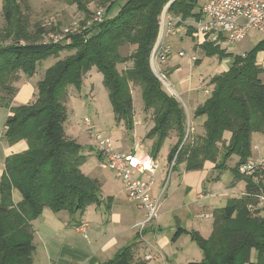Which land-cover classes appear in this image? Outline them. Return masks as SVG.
I'll use <instances>...</instances> for the list:
<instances>
[{
	"label": "trees",
	"instance_id": "obj_1",
	"mask_svg": "<svg viewBox=\"0 0 264 264\" xmlns=\"http://www.w3.org/2000/svg\"><path fill=\"white\" fill-rule=\"evenodd\" d=\"M65 1L75 3L85 18L80 28L73 23L67 28L76 30L54 41L50 33L47 39H41L45 33L40 26L29 31L18 0H3L5 25L0 38L5 40L0 42V106H9L15 95L13 81L19 71L32 76L42 59L52 56L56 61L37 81L35 100L12 109L5 121L6 141L23 139L27 148L4 159L0 179V264H31L35 249L31 221L45 207L53 212L73 213L100 202V182L81 170L86 156L63 127L67 120L68 86H79L92 65L102 74L116 122H122L127 130L133 126L132 87L141 90L145 118L151 117L154 122L147 134L156 135L154 156L168 134L175 132L177 140L167 157L172 170L181 163L186 171L198 170L204 162L211 161L215 170L230 169L235 179L245 183L242 194L214 209L208 238L191 232L203 258L189 264H264V213L259 206L264 195V173L238 171L242 163L252 158V134L264 135V81L259 77L263 68L256 60L258 51L264 48V39L241 54L226 51L221 43L198 44L204 54L230 57L232 62L227 70L211 77L212 92L194 111L195 117H204L195 135L187 132L190 127L182 104L155 76L150 54L163 8L170 2L169 15L198 18V1L126 0L114 16L108 17L115 0H103L108 4L101 22L93 21V12L87 9L85 0ZM191 32L189 27L187 35ZM125 45L134 47L129 55L121 53ZM62 52L68 54L60 57ZM126 62L130 65L121 68ZM232 155L237 160L229 166L227 160ZM15 188L21 193L16 203L11 199ZM182 231L177 228L172 239ZM133 247L134 243L122 248L109 263L136 264Z\"/></svg>",
	"mask_w": 264,
	"mask_h": 264
},
{
	"label": "crops",
	"instance_id": "obj_2",
	"mask_svg": "<svg viewBox=\"0 0 264 264\" xmlns=\"http://www.w3.org/2000/svg\"><path fill=\"white\" fill-rule=\"evenodd\" d=\"M85 1L87 2V9L93 12L99 7H95V3L97 1V3H102L103 0ZM73 4L75 3L71 5ZM82 14L85 15L84 12ZM184 37L175 35L164 39L163 43L169 47L170 51L167 61L158 65L169 76L173 74L176 76L175 81L178 84V91L172 86L171 95L176 96L180 103L182 102L181 104H183L182 106L189 118V124L194 132L196 127L192 126L191 114L193 117L195 109L202 101H200L197 94L195 96L192 94L189 82L190 74L188 73L186 76L187 71H185L188 68H182L177 61L172 63L168 61L172 50V42L175 40L181 41ZM180 51H178V55ZM258 54L257 63L262 67L263 62ZM203 92L208 95L204 89ZM150 121L151 119H143L145 124ZM116 124L122 129V122ZM96 127L95 124V129ZM66 135L74 139L73 136ZM115 135L119 148H122V150L116 152L132 153L139 158L144 154H148L157 161V153L155 156L152 154L156 137H152V140H150L149 151L145 149L143 139L139 140L134 137V132L128 134V131L125 130V132H116ZM256 136L261 137L256 139ZM176 140L175 132L171 131L163 142L165 144L168 141L165 153L170 150ZM259 142L264 143V135L253 133L251 137L252 149L258 152L255 156L254 154L251 155L253 158L264 156V150L260 147ZM95 154L103 170L97 172L96 168L98 166H95L85 174L97 178L100 187L104 183L105 188L100 189L99 192L100 202L90 204L82 211L81 214L85 215L89 221L76 222V220L71 219V223L68 225H62L61 227L56 225V228H52L51 232L45 237H38L41 240L42 264H110L109 261L122 248L132 243H134L133 260L137 262L136 264H189L190 262L201 261L203 258L202 251L192 237L191 232H197L201 237L208 238L212 231L213 211L218 207L221 208L218 205L219 203L213 202L211 191L206 186L207 175L211 171H215L214 163L206 161L203 167L198 170L186 171L183 163L178 164L181 165V170L177 171L178 165L173 170L171 169L172 173L175 170L177 174L173 182L171 183L170 180L166 190H164L158 216L156 220L150 222L141 230L138 223L144 220V210L127 198L121 181L115 177L112 171L104 167V160L99 156L97 150H95ZM85 156L86 159L89 158V155ZM236 160L237 157H235ZM158 169L159 164L157 163V169L153 173L154 177H152L153 185L150 188L152 196L159 194L166 181L165 168ZM134 174L139 178H144V174L136 171ZM237 185L239 186L237 187ZM244 189V181L235 179L233 173L230 180V193L225 200L242 194ZM259 206L263 208L262 212L264 213V195L261 197ZM48 218L51 220L52 216H48ZM51 221L53 222V220ZM90 224L93 225L92 228H89ZM177 228H182L183 231L173 240L172 235ZM34 231L37 236V232H41L40 229H34ZM147 255L150 256L149 259H146Z\"/></svg>",
	"mask_w": 264,
	"mask_h": 264
},
{
	"label": "rangeland",
	"instance_id": "obj_3",
	"mask_svg": "<svg viewBox=\"0 0 264 264\" xmlns=\"http://www.w3.org/2000/svg\"><path fill=\"white\" fill-rule=\"evenodd\" d=\"M22 9L23 15L28 20V29L32 33L38 29L40 26L45 33V36H41V39H47L48 34L58 33L64 28L74 25L76 28L81 27L83 19L85 17L81 13V10L77 9L76 5H71L65 0H18ZM126 0H115L111 6L110 11L108 12V17L114 16L115 13L119 10L120 6ZM198 7L205 0H197ZM64 2V3H63ZM98 2V1H97ZM95 3L97 6H106L108 3ZM76 8V9H75ZM3 9V0H0V30L5 25L2 10ZM91 13V12H90ZM91 16V14H89ZM106 16V17H107ZM42 32V33H43ZM264 36L254 30L250 29L244 38L233 43H221V48H225L226 51L231 52L232 54H241L251 50L256 44H258ZM5 39L0 38V42H3ZM203 42L202 35L189 34L186 35L183 40L172 42V50L169 57V62H178L182 68L190 74V87L192 89V94H196L200 98L202 103L208 97L207 94L203 92L204 88L208 89V93L212 92L213 86L211 84V77L215 74L221 73L228 69L231 64L230 57H220L217 54L206 55L199 48L198 44ZM133 46L125 45L121 48V53L123 55H129L133 50ZM182 50L184 52L183 56L178 55V51ZM259 53V54H258ZM258 56L261 58L263 64V70L261 71L259 77L264 81V48L258 51ZM68 53L62 52L60 57H64ZM257 60V55H256ZM56 59L52 56L42 59L36 66V70L32 76H28L23 71H19L17 78L13 81V85L17 88L15 95L13 96L9 106L4 107L0 106V179L4 167V159L7 155L12 153H19L25 150L26 141L21 139L14 143H8L5 138V121L7 116L12 112V109L20 105L27 104L32 102L36 98V84L37 81L42 77L46 68L50 67ZM130 65V62H126L120 65L121 68H126ZM171 85L178 91V84L175 81L177 78L173 74L169 76L166 74ZM199 76L204 78L203 82L199 81ZM102 74L97 70L95 65H92L89 70L83 75L81 83L79 86L71 84L67 89V97L65 101L66 110H67V120L64 123V130L66 134L71 135L74 139L81 145V153L83 155H89V158L81 164L80 168L84 173H88V170L98 166L96 168L97 172H100L102 165L98 163L95 150H97V144L95 142V136L89 134L87 126L84 125L83 119L88 117L90 121L95 125L96 130L99 132V138L109 137L111 145L114 151L122 150L119 148V144L116 140V132H125L127 130L124 126L122 129L116 124L114 112L112 110V105L108 98L107 91L103 85ZM162 84V83H161ZM187 84V83H186ZM167 92L172 94L171 91L162 84ZM174 96V95H173ZM176 97V96H175ZM183 98V96H181ZM132 99H133V116L132 122L133 126L131 130H127L128 134H133L136 139H143L145 149L149 150V143L152 140V137H148L147 134L152 129L154 122L151 120L148 124L143 122L144 116V107L143 99L141 95V90L136 87H132ZM182 103V102H181ZM201 103V104H202ZM183 105V104H182ZM194 117V114H193ZM191 114L192 126L194 125L195 131L193 132L191 125L189 124V118L186 114V124L190 127L187 130L189 133L198 134L199 132V122L204 119L203 116H198L193 118ZM151 119L145 118V120ZM199 128V129H198ZM147 129V131H146ZM197 132V133H196ZM125 134V133H124ZM259 134V133H258ZM156 137V135H154ZM261 136H256V139ZM225 138V137H224ZM228 138V135H227ZM166 139V138H165ZM163 140V142L165 141ZM161 144L159 151L157 152V163L159 164V169L165 168L164 176H166V181L164 183L165 189L168 184L173 182L176 171L172 173V165L167 166V157L168 153H165V148L168 146V141L165 144ZM260 147L264 150V143L259 142ZM150 151V150H149ZM261 152V151H260ZM257 155V151L251 149V155ZM88 157V156H87ZM235 155H232L228 160L227 164L234 165ZM158 169V170H159ZM181 170V165L177 166V171ZM215 170V169H214ZM233 171L230 169L223 170L219 172L217 170L211 171L207 175L206 186L211 191L212 200L214 203H219L221 207L226 204L227 195L230 193V180L232 179ZM235 176V175H234ZM154 177V175H153ZM118 180V179H116ZM240 182V181H239ZM239 185H237L238 187ZM104 183L100 189H104ZM11 199L13 202H18L21 199V193L18 189H12ZM217 205V206H218ZM220 208V207H218ZM49 212V213H48ZM82 211L70 213L67 210H61L58 212L51 211L48 207H45L41 214L31 221L34 229H40L41 232L36 230L33 233V245L35 247L32 254L31 264H42V247L41 240L38 237H45L49 234L52 228L57 226L68 225L71 223V219L80 222L82 220L89 221L85 215L81 214ZM52 216L53 222L48 218ZM50 221V222H49ZM93 225L90 224L89 228H92Z\"/></svg>",
	"mask_w": 264,
	"mask_h": 264
},
{
	"label": "built area",
	"instance_id": "obj_4",
	"mask_svg": "<svg viewBox=\"0 0 264 264\" xmlns=\"http://www.w3.org/2000/svg\"><path fill=\"white\" fill-rule=\"evenodd\" d=\"M199 13L198 18L181 19L169 15L166 6L161 12L159 31L150 54V64L155 76L171 92L172 85L166 73L158 65L165 63L168 58L170 49L163 43L166 37L186 36L189 27L192 28L191 33L202 35L203 42L211 43L231 44L244 38L250 29L264 36V0H205L199 8ZM105 14L106 7L99 6L93 11V21H103ZM74 30L76 29L64 28L61 33L49 34V37L57 41ZM183 54V51L179 52V55ZM199 81L203 82L204 78L200 76ZM204 91L208 93L207 88H204ZM83 123L87 126L88 132L96 138L97 151L104 160V167L112 171L121 181L127 198L144 210V220L138 223L142 230L147 224L156 220L165 189L163 185L157 196H152L150 192L157 162L148 154L139 158L132 153L114 151L109 137L99 138V132L88 117L83 119ZM251 170L264 173V156L249 158L238 169L240 174H246ZM135 171L144 174V178L135 176ZM149 258L150 256L147 255L146 259Z\"/></svg>",
	"mask_w": 264,
	"mask_h": 264
},
{
	"label": "water",
	"instance_id": "obj_5",
	"mask_svg": "<svg viewBox=\"0 0 264 264\" xmlns=\"http://www.w3.org/2000/svg\"><path fill=\"white\" fill-rule=\"evenodd\" d=\"M169 3H170V2H169ZM169 3L166 5V9H167V7H168Z\"/></svg>",
	"mask_w": 264,
	"mask_h": 264
}]
</instances>
